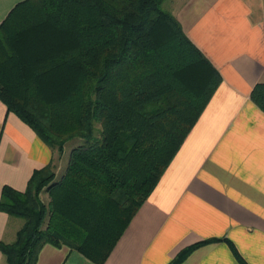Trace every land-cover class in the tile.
<instances>
[{
  "label": "trees",
  "instance_id": "1",
  "mask_svg": "<svg viewBox=\"0 0 264 264\" xmlns=\"http://www.w3.org/2000/svg\"><path fill=\"white\" fill-rule=\"evenodd\" d=\"M162 1L21 0L0 22L6 110L59 154L86 142L59 179L49 163L23 190L2 186L0 210L24 220L0 242L7 264H35L45 243L102 264L220 84ZM250 99L264 111V82Z\"/></svg>",
  "mask_w": 264,
  "mask_h": 264
},
{
  "label": "crops",
  "instance_id": "2",
  "mask_svg": "<svg viewBox=\"0 0 264 264\" xmlns=\"http://www.w3.org/2000/svg\"><path fill=\"white\" fill-rule=\"evenodd\" d=\"M19 1L0 0V22ZM162 6L221 82L102 264H169L208 239L177 264H241L233 249L245 264H264V111L250 99L252 87L264 82V0H163ZM63 153L0 100V191L23 190L32 172L49 163L59 179ZM23 222L0 210V242H12ZM0 264H7L1 251ZM35 264L96 263L45 243Z\"/></svg>",
  "mask_w": 264,
  "mask_h": 264
},
{
  "label": "rangeland",
  "instance_id": "3",
  "mask_svg": "<svg viewBox=\"0 0 264 264\" xmlns=\"http://www.w3.org/2000/svg\"><path fill=\"white\" fill-rule=\"evenodd\" d=\"M163 7V6H162ZM164 9H165V6H164ZM99 131H100V125L99 124H95V127H94V137H97L99 135ZM90 142V141H89ZM85 140L82 139V138H76V139H73L71 141H68L65 146H64V149H63V156H62V160L63 161H68V157H69V152L70 150L77 146V145H80V144H85ZM58 152V151H57ZM42 200H44V202H46L47 200V195L45 194H42Z\"/></svg>",
  "mask_w": 264,
  "mask_h": 264
}]
</instances>
